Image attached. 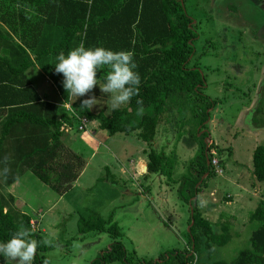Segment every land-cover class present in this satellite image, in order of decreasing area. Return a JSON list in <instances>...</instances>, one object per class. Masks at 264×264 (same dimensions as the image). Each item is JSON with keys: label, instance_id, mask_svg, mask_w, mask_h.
Wrapping results in <instances>:
<instances>
[{"label": "trees", "instance_id": "trees-1", "mask_svg": "<svg viewBox=\"0 0 264 264\" xmlns=\"http://www.w3.org/2000/svg\"><path fill=\"white\" fill-rule=\"evenodd\" d=\"M47 27L55 29L48 38ZM55 34H60L58 42L53 40ZM199 35L182 0H0V157L1 163L8 157L11 169L8 179H1L0 188L30 170L62 195L73 187L86 164V159L62 139L63 123L74 125L77 118L64 113L59 119V106L42 100L26 74L34 64L30 51L41 62L49 54L55 57L61 52L67 54L80 44L86 48L131 51L137 64L135 71L141 78L138 95L132 97L126 107L112 110L110 115L94 113L82 105L78 114L98 120L100 128L111 134L139 130V136L151 143L160 115L169 103H178V97L187 95L196 102L194 114L200 116L201 124L209 117L208 109L218 103L204 92L206 79L193 60ZM56 62V58L52 60L47 70L69 100L70 95L62 83L63 74L55 71ZM107 71L105 67L97 76L104 81ZM137 100L143 102L142 116L137 115ZM72 106L78 109L76 103ZM207 135L204 133L203 138ZM206 144H202L194 160L198 164L197 175L193 172L179 187L180 197L186 203L198 196L202 189V185H197L200 176L209 171L206 160L211 146L206 149ZM148 155L149 172H164L171 177L172 165L166 154L152 149ZM253 174L257 180L264 181V145H258L253 151ZM7 206V198L0 191V241L9 240L21 224L31 230L32 238L37 241L44 238L40 231L33 229L29 214ZM193 210L190 223L192 220L194 223L188 233V245L168 249L157 260H135V252L129 253L120 239L123 233L113 215L81 217L79 233L107 232L114 239L90 264L114 261L201 264L199 252L203 247L212 254L216 245L230 240V224L221 223V232L216 233L196 205ZM250 220L256 222L250 247L242 249L232 260L220 259L211 264H264V200L250 213ZM47 249L43 245L38 247L33 264H43L42 252Z\"/></svg>", "mask_w": 264, "mask_h": 264}, {"label": "rangeland", "instance_id": "rangeland-1", "mask_svg": "<svg viewBox=\"0 0 264 264\" xmlns=\"http://www.w3.org/2000/svg\"><path fill=\"white\" fill-rule=\"evenodd\" d=\"M184 2L185 9L200 34L196 40V58L193 60L199 64L206 79L204 92L214 99H220L213 127L217 144H210L216 150L210 149L208 154L213 155L216 151L224 172L219 174L210 170L211 174L206 181L202 182V176L199 185L203 184L209 192L215 191L221 206L226 204L227 198H224L228 194L232 195L231 201L234 203L245 201L248 206L240 211L239 220H242L239 231L232 233L227 243L216 245L212 254L204 247L200 250L201 264H211L220 259L232 260L242 249L250 247L251 232L256 227V222L250 220V213L264 199V181L260 183L253 200L249 199V195L253 193L252 182L258 183L253 174V151L258 145H264V0ZM59 37L60 34H55L54 42H58ZM97 79L103 82L98 76ZM92 96L96 97L92 107L95 113L100 110L107 115L112 113V109L108 107L109 94L102 93L99 84L82 98ZM186 96L178 97V103L171 102V106L175 107H171V114L178 126L189 124L193 129L196 102ZM254 102L256 107L251 109L250 115L244 112V122L241 123L240 112ZM127 105L128 103L120 107ZM250 118L257 130H252L249 126ZM208 120L209 117L204 122ZM87 127L90 132L79 130L80 133L73 136L75 141H69V133L62 137L65 144L90 161L80 187L68 190L67 195L59 199L60 194L37 178L32 171L26 170L20 176L22 179L19 187L25 191L21 199L23 202L20 206L14 204L13 209L29 214L33 229L54 241V246H48L42 252L43 260L47 259L49 264H90L114 239L107 232L79 233V220L81 217L91 218L95 214L108 217L111 212H114V220L123 233L120 239L129 253L135 252L136 261L137 258L157 260L168 249L187 246L189 226L183 238L179 237L175 227L180 225L174 219L170 223V218L164 214L160 221L156 219L157 215L151 213L152 209L140 214L127 202L129 194L123 191L124 188H133L134 191L136 188L122 178L121 163L111 154L118 148L123 150L127 147V151L134 149V145L125 143L126 135L93 128L91 123ZM205 130L199 127L193 129V138L200 147L206 143V137L203 138ZM97 139H100V144ZM181 163L184 168L182 166L177 170V176L185 173L183 180H186L193 174L197 164L187 156L181 158ZM167 187L171 190L170 194L176 196L179 193L175 184ZM7 201L6 208L12 207L9 196ZM179 204L189 208L180 199ZM165 221L170 224H165ZM0 264H8L3 254H0ZM108 264L123 263L114 261Z\"/></svg>", "mask_w": 264, "mask_h": 264}, {"label": "crops", "instance_id": "crops-1", "mask_svg": "<svg viewBox=\"0 0 264 264\" xmlns=\"http://www.w3.org/2000/svg\"><path fill=\"white\" fill-rule=\"evenodd\" d=\"M5 28L9 29L7 26H5ZM46 30H47L46 32L47 38L50 37L52 33L55 32V29L52 30L50 27H47ZM29 53L31 58L34 60V64L31 65L26 70V74L30 79V81L32 82V85L39 92L42 100L55 103L59 106V111H58L59 119H61L62 114L64 113L68 114L70 117L79 115L78 114L79 107L80 105H82V102L85 100V98L83 99L82 96L80 97L70 96L69 100L66 99V96L60 91V89L56 85L54 78L51 76V73L47 70V67H49L51 61L54 60L56 57L53 56L52 54H49L48 56L44 57L43 61L41 62L34 57V54L31 51ZM231 65L233 66V63H231ZM236 68L240 69L239 66H237ZM232 69L234 72L233 67ZM210 96L212 97V95ZM217 100L219 103L220 99ZM73 103H76L78 109H76L75 106L73 108L72 106ZM217 104L211 107L210 109H208L209 120L207 122H204L202 124L199 123L198 120L200 119V116L193 114L195 115L196 118V121L194 120V124L192 126L193 129L196 130L198 127L199 129L205 128L206 130L203 132V134L208 133L209 135L206 137V142H207L206 149H208L209 146H212L210 145L212 142H215V144H217L213 131L214 122L216 118L215 112L218 109ZM67 106H70L72 111H70V109ZM171 107L175 108L171 106V103H169L168 108L160 115L157 124V132L155 138L152 140L151 143L144 141L139 136V130H135L131 133L122 132L126 135L124 137L125 143L131 146L134 145V149L132 150L131 148L132 151L129 150L127 151V147L123 150H121V148H118L116 149L117 151L111 152V154L121 163L120 171L122 173L121 175L122 178L126 182H129V184L132 187L136 188V191H134L133 188H128V189L124 188L123 191L126 194H129V198H127V202L129 203L130 207H133L132 208L133 210L135 209L140 214H143L144 211L147 212L149 209H152L151 213L157 215L156 219H159L160 221L161 219L163 220L164 214H166L167 217L170 218L169 221L170 223L173 222L174 219L181 227V228L175 227V231H177L178 233L177 235H179V237L182 238L184 233L187 231V226H189L188 227V231H189L191 224L190 219L192 215L191 208H193V205H196V207L199 209L202 215L212 223L214 232L216 233L221 232L220 224L227 222L229 224H232V226L230 225L231 234L234 232H238L239 231L238 228L242 220V219L239 220L241 214L240 211L248 207L245 201H242L240 203H234L233 201H231L232 195L228 194L224 198V199L227 198L226 204L224 206H221L219 204V199L215 195L216 192L215 191L209 192L208 188L204 187L202 184V189L198 194V196L205 199L207 201V204L203 208L199 207L197 201L198 196H195L190 200L191 203H187L189 205V208L187 209L183 204H181L180 206L179 199L183 202L185 201L179 196V193L176 196L170 194L171 190L168 189L167 185L173 186V184H175V188L179 189V187L185 182V180H183V178L185 177V173H180L179 176H177V170L183 166V163H181V158L187 156V158L193 160L197 159V156L202 147V146L200 147L197 141L194 140L193 129L189 126V124L187 125L182 124L181 126H178L176 123H174L175 118H172L173 114H171L172 112ZM254 107H256L255 102L251 103L246 109L240 112L241 115L239 117V121L241 123L244 122L243 120L244 114L248 113L250 115L251 109L252 108L254 109ZM92 109L93 108H91L90 110L95 113L96 111H93ZM99 112H103V111L100 110ZM252 118L249 119V121L251 122L249 126L252 128V130H257L256 129L257 127H255V125H253L252 123ZM1 119H4V117H2ZM76 123L77 120L75 121V124ZM90 123L93 125V128H100L98 120H90ZM75 124L69 125V123L67 122L63 123L62 130H64V134L65 133L71 134V136L68 137L69 141H75L76 138H74L73 136L77 135V133H80L79 130H76ZM68 125L70 126L69 130H65ZM85 130H83L84 133L90 132L88 127ZM95 132L96 131L94 130L93 133L95 134ZM117 133H121V132H117ZM97 140L100 144L101 143L100 139ZM152 149L156 150L157 152L166 154V156L170 159L171 161L170 164L172 165L171 177H169L164 172H149L148 154ZM212 149H214L213 146ZM124 152H127L126 155L123 154ZM1 160L2 159L0 157V170H2L3 168L1 166L2 165ZM207 161H209L208 152H207L206 162ZM89 165H90V161L86 160V164L83 167L79 177L74 182V185L71 188V190L76 189V187H80L83 184V178L87 174V167ZM196 168L193 169L195 175H197ZM210 174L211 173L209 168L208 172L203 173L200 176V178L203 176L202 182H205ZM21 179L22 178L19 177L11 184H2L1 185L2 187L0 188V191L5 195L6 198L8 196L10 199L12 198L11 199L12 202H10L12 207L14 206V204L16 206L17 205L20 206L21 205L20 203L23 202L21 199L22 197H24L23 193L25 191H22L21 186L19 187V182L21 181ZM99 179L100 177H98L97 180ZM261 182L263 181L258 180V183L252 182L253 193L249 195L250 200H253V196L257 194ZM127 184L128 183H126V186ZM66 195L67 193H64L62 195L60 194L59 199L62 198L61 196H66ZM192 201H194L193 204ZM256 207H254L253 210ZM177 209L178 212H176ZM224 209H226L227 211H222ZM110 215H113L114 218V212H111ZM166 222L167 221H165V224H170Z\"/></svg>", "mask_w": 264, "mask_h": 264}, {"label": "clouds", "instance_id": "clouds-1", "mask_svg": "<svg viewBox=\"0 0 264 264\" xmlns=\"http://www.w3.org/2000/svg\"><path fill=\"white\" fill-rule=\"evenodd\" d=\"M131 51H114L104 47L86 48L83 44L71 49L67 54L61 52L56 57L55 71L63 74V86L68 95L80 97L91 92L97 84L102 93L109 94V104L112 110L119 109L127 104L132 97L138 95L141 83L140 75L135 69L137 64ZM107 67L108 71L103 82L97 79L98 71ZM96 97L92 96L82 102L83 108L91 109L95 105ZM137 115L144 114L142 100ZM3 168L0 170V179L6 181L11 169L8 167V157L3 159ZM198 206L203 208L207 201L197 197ZM33 233L21 224L6 242L0 241V254L6 258L8 264H33L37 249L40 245L54 246V241L44 237L37 241L32 238ZM43 264H49L47 259Z\"/></svg>", "mask_w": 264, "mask_h": 264}, {"label": "built area", "instance_id": "built-area-1", "mask_svg": "<svg viewBox=\"0 0 264 264\" xmlns=\"http://www.w3.org/2000/svg\"><path fill=\"white\" fill-rule=\"evenodd\" d=\"M69 109L70 106H67ZM78 119V122L76 124V130H85L88 126V124L90 123V119L87 115H82L76 116ZM70 126L68 125L67 128L65 130H69ZM64 129V128H63ZM211 150H216V149H211ZM216 151L213 152V155H209V166H210V170L214 173H223L224 172V168L221 165V161L218 158V156H216Z\"/></svg>", "mask_w": 264, "mask_h": 264}, {"label": "water", "instance_id": "water-1", "mask_svg": "<svg viewBox=\"0 0 264 264\" xmlns=\"http://www.w3.org/2000/svg\"><path fill=\"white\" fill-rule=\"evenodd\" d=\"M182 3H183V0H182ZM203 77H204V76H203ZM191 212H192V214H193V212H194L193 208H191ZM193 223H194V220H192V222H191V224H190V227L193 225ZM189 230H190V228H189Z\"/></svg>", "mask_w": 264, "mask_h": 264}, {"label": "flooded vegetation", "instance_id": "flooded-vegetation-1", "mask_svg": "<svg viewBox=\"0 0 264 264\" xmlns=\"http://www.w3.org/2000/svg\"><path fill=\"white\" fill-rule=\"evenodd\" d=\"M211 149H212V147H211ZM207 163L209 164V161H207ZM209 168H210V166H209Z\"/></svg>", "mask_w": 264, "mask_h": 264}]
</instances>
